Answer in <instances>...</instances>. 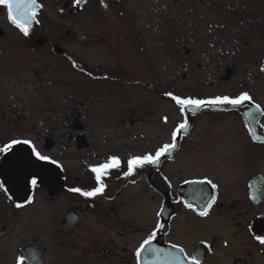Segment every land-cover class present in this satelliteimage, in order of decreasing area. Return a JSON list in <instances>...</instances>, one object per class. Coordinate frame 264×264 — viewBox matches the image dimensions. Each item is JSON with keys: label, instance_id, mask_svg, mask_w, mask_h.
Masks as SVG:
<instances>
[{"label": "flooded vegetation", "instance_id": "af4514ba", "mask_svg": "<svg viewBox=\"0 0 264 264\" xmlns=\"http://www.w3.org/2000/svg\"><path fill=\"white\" fill-rule=\"evenodd\" d=\"M167 1H172L174 7H179L182 2ZM196 1L204 7L208 22L210 0ZM36 4L33 19L28 24V36L10 22L7 9L0 6V148L13 140H28L33 146L34 103L48 102L50 98H58L60 109L56 122L51 125L48 124L50 122L45 123L42 140L47 153L55 148L58 140L64 143V148L73 146L78 152L87 150L91 146L88 136L91 134L92 138L96 132L107 141L112 140L114 126L123 128L128 135L133 130L136 134L132 138L137 137L141 141L145 136L143 115L146 100L131 99L129 92L147 90L156 95L164 90L181 98L175 89L178 74L182 73L186 63H181V58H178L181 56L195 57L199 72L200 68L208 67L202 58L212 56L218 62L216 74L206 78V94L183 99L236 98L243 93H248L252 99L237 107H191L181 112L175 101L165 94L175 113L181 115L180 121L172 123L168 131L170 141L167 144L176 146L173 154L167 152L157 164L145 165L132 175H125L129 159L154 156L164 145L160 143L157 147L150 145L148 148L140 145L127 150L110 145L106 147L104 157L94 153L97 162L91 168L113 156L121 161L119 169L110 170L103 178L106 187L95 197H84L70 191L81 189L87 192L98 186L91 168L90 187H82V179L78 177L74 184H67V177L57 159L44 154L54 161L49 163L57 166L63 183L57 194L48 195V180L41 182L36 178V185L30 183L35 177L27 170L30 166L28 160L32 163L36 158L31 146L14 145L11 150L0 152V264H264V244L257 239V236L264 237V171L256 167L258 160L264 161V71H261L264 68V18L258 15L259 11L264 15V0H218L214 6L219 11L234 15L241 12L239 18L234 17L239 21V30L230 32L229 39L217 40L219 45L211 51L206 49L201 53L196 52L189 39L180 41L182 49L178 48L179 44L172 43L174 60L169 83L155 73L148 77L142 71V63L148 60L143 43L135 51L128 50L129 39H141L138 34L129 37L130 0H79L78 4L76 0H36ZM48 4L60 20L74 15L81 21L80 15L87 13L90 24L100 28V32L90 36L81 32L76 39L90 38L92 44L104 53L101 60L91 65L83 63L78 56L73 58L67 54L63 42L66 32L58 36L50 33L51 27L56 29L60 24L50 18ZM183 17H189L188 11L184 10ZM64 26L61 28L69 34ZM134 41L137 45L141 43ZM49 56L57 63L51 64ZM60 63L70 65L78 82L77 89L68 92L66 100L65 94L60 99V94L49 91V87L57 88L63 82L60 75L64 69ZM183 74V79H187L188 76ZM228 84L232 89L221 88ZM215 85L219 89L211 95L210 89ZM167 86L169 89L165 90ZM88 100L90 110L87 113L83 110ZM168 117L160 116V123L168 124ZM229 117L238 126L237 135L246 139L243 149L220 152V156H225L222 158L223 168L234 165L235 179L222 181L214 175H201L173 182L164 168L177 160L185 140H188L190 149L198 145L190 140L197 125L206 122L220 125ZM185 122L187 130L181 131L174 140L173 132ZM82 139L86 146L79 148ZM18 166L22 169L20 174L16 172ZM86 174L87 170L81 171L80 177ZM224 185L231 187L230 192ZM35 186L44 190L46 199L64 198L72 205L60 214V236L57 239L50 235L49 230L45 235L46 243H13L9 238L12 225L18 211L33 204ZM131 186L150 190L151 198L158 200L148 226L141 224L136 227L132 238L125 212L118 211L122 209L124 192ZM208 204H211L210 208H206ZM83 211L92 216L87 227L84 226ZM201 211L208 214L201 216ZM181 218L186 227L182 234L176 235L184 236L185 240L174 236L173 224ZM221 218H227V224H220L222 228L215 224ZM149 238L151 244L144 245ZM141 245L146 250L138 258L136 252Z\"/></svg>", "mask_w": 264, "mask_h": 264}, {"label": "rangeland", "instance_id": "374dc122", "mask_svg": "<svg viewBox=\"0 0 264 264\" xmlns=\"http://www.w3.org/2000/svg\"><path fill=\"white\" fill-rule=\"evenodd\" d=\"M49 1V0H48ZM218 0H210L208 22L206 21V12L204 7L200 5L199 1L182 0L179 7L172 6V1L167 0H130V25L127 28L130 30L129 37L133 35H140L141 39H129L128 50L135 51L142 43L144 45L145 57L148 60L144 61L141 65L142 71L146 73L148 77H151L153 73L162 78V80L169 83V78L172 72V62L174 57L172 56V43L179 44L182 39H189L190 45L196 50L197 53H201L208 49L211 51L213 47L218 46L219 39H229L230 32L239 30L237 26L239 21L234 17H240L241 12H236L237 15L229 14L228 11H219L217 6ZM49 9L50 18L55 23L60 24L59 28L51 27L50 33L53 36L61 35L65 33L64 45L67 54L70 57H77L82 59L83 63L93 64L101 60L104 55L99 47L92 44V40L88 39H76L79 33H85L90 36L100 32V28H97L90 24V19L87 17V13L80 15L81 21H78L79 16L64 17V19H58L52 12L50 4ZM47 9V10H48ZM184 10L188 11L189 17L184 18ZM196 15V17H195ZM260 18H264L263 12L259 11ZM142 23V25H141ZM62 25H65V29H62ZM116 28L113 26L112 28ZM111 28V29H112ZM135 31V34L133 33ZM114 34V33H112ZM134 40L141 41L140 44H136ZM108 52H105L107 55ZM137 56V54H136ZM49 62L51 64L57 63L49 56ZM215 57V56H214ZM217 57V55H216ZM181 58V63L186 61L184 67L181 69L182 73H185L188 77L183 79V75L178 74L179 80H177L176 93L181 94V98L185 97H201L205 93L206 78L214 76L218 70L216 60H213L212 56L209 58H202V60L208 63V67L198 71V60L195 57H178ZM150 61V63H149ZM180 63V64H181ZM177 65L178 66L180 65ZM64 69L60 78L63 82L56 87H49L51 94H60V99L63 94L66 97L70 91L77 89L76 84L77 77H75L74 70L68 63L59 64ZM172 67V68H171ZM247 70H243L245 72ZM51 72V71H50ZM251 72V71H250ZM254 73V72H252ZM203 79V80H202ZM223 89H232L231 84L221 86ZM169 89V86L165 88ZM219 88L217 85L212 86L210 89L211 95L215 94ZM163 93V94H162ZM171 93L170 91L157 92L156 95L151 91H145L142 93H134L130 91L131 99H145V115L146 120L145 136L139 141L137 137L132 138L136 133L133 130L129 131V134L123 128H116L114 126L113 139L106 140L101 137V134L96 132L89 134V141L91 146L87 150L76 151L73 146L64 148V143L61 140L57 141V144L50 153H47L43 148L42 136L45 134V123L51 125L56 122L59 117L60 107L57 105L58 98H50L48 102L41 104L34 103L33 107V146L36 151L41 155L48 154L51 157H55L63 168L64 175L67 177V184H74L76 177L82 179L80 184L82 187H90V168L91 165L96 163L94 153H100L104 157V151L107 146H114L120 150H127L129 148H135L138 146L148 148L157 147L167 144L169 140L168 131L170 130L172 123L180 121L181 115L175 113L171 102L165 98V94ZM162 94V96H161ZM161 98V99H160ZM84 112H89V100L85 102ZM68 107V105H66ZM178 112V111H177ZM140 115V114H139ZM169 116V123H160V116ZM48 121L46 122V120ZM159 119V125H158ZM90 122V118H88ZM199 118V122H201ZM198 122V123H199ZM209 122L199 123L197 125L196 132L190 137V140H194L198 143L196 147L189 148L190 144L188 140H185L181 152L177 156V160L168 164L164 168V172L167 173L173 182H178L188 177L201 176V175H214L216 178L222 181H232L235 179L233 173L235 169L222 167L224 162L220 156V152H230L234 148L243 149L246 144V139L237 135L238 126L232 117L226 119L224 123L220 125L208 124ZM134 133V134H133ZM189 139V138H188ZM223 154V153H222ZM222 164V165H221ZM257 168L264 171V161L258 160L256 162ZM87 170L88 174L84 177H80V172ZM225 190L230 192V186L224 185ZM33 204L23 210H19L16 221L12 225L13 230L10 232L9 238L13 243H46V232L53 235V238H58L60 233L58 232V221L60 214L63 210H66L72 204L64 198H52L46 199L44 190L35 186ZM152 192L148 189L139 188V186H131L123 194L122 209L118 211H124L125 217L129 220V233L131 238L135 234L136 227L148 226L150 220L153 218V213L156 210L158 200L152 199ZM116 210V209H115ZM92 216L89 213L83 211L82 218L84 220V226L87 227L90 224V218ZM139 217V218H138ZM124 218V217H123ZM182 220V222H180ZM217 227H221L220 224H227V218H221L215 223ZM74 227V226H73ZM186 227L184 219L176 220L173 224L174 236L179 239L183 237L176 234H182L183 228ZM222 228V227H221ZM225 228V227H224ZM223 228V229H224ZM185 240V239H184Z\"/></svg>", "mask_w": 264, "mask_h": 264}, {"label": "snow or ice", "instance_id": "6c2138e0", "mask_svg": "<svg viewBox=\"0 0 264 264\" xmlns=\"http://www.w3.org/2000/svg\"><path fill=\"white\" fill-rule=\"evenodd\" d=\"M77 4L79 0H76ZM0 6H3L7 9L8 19L10 22L18 28L24 36L29 35V21L33 19L34 10L37 6L36 0H0ZM264 71V68L261 69ZM173 101L180 107L181 112H184L187 108H207L220 105H231L237 107L244 102H250L251 97L248 93H243L242 95L236 98H230L228 96H217L209 100H200V99H183L178 96L168 94ZM187 123H182L177 126L176 130L173 132V139L175 140L178 137V134L181 131L187 130ZM27 144L32 147V154L35 155L37 160L54 162L51 158L41 155L36 151L35 147L31 145V142L28 140H13L11 143L7 144L4 148H0V152H6L13 148L14 145ZM175 148V144H166L162 148L156 151L155 155H143L138 157H133L127 161V172L125 175H132L137 168H143L145 165H155L159 162V159L162 155H165L167 152ZM121 167V161L118 157H111L107 162L102 163L98 166L92 167L91 171L95 174V179L97 182V187L92 191H83L81 189H70V191L77 192L84 197H95L98 194H102L106 185L103 182V178L108 175L110 170L119 169ZM30 183L36 185L38 180L33 178ZM208 183H211L208 181ZM2 187V185H0ZM215 187V185H213ZM214 203V199H213ZM21 207V205H17ZM211 204L206 205V208H210ZM207 211H201L199 215L206 216ZM154 235V234H153ZM257 239L261 244H264V237L257 236ZM151 238L144 242V245H150ZM144 245H141L140 250L136 252V256L139 258L142 251H145Z\"/></svg>", "mask_w": 264, "mask_h": 264}, {"label": "water", "instance_id": "95a60500", "mask_svg": "<svg viewBox=\"0 0 264 264\" xmlns=\"http://www.w3.org/2000/svg\"><path fill=\"white\" fill-rule=\"evenodd\" d=\"M85 146L86 145L84 144V140H80L79 148H84ZM173 150H175V148L169 151V154L170 152L172 153ZM28 161V165L30 166L27 170H29L35 177L39 178L41 182L48 180V184L46 186L48 195H55L62 189L63 183L60 179V173L56 167L47 162L39 161L37 159H34L32 163L30 162V160ZM21 170L22 169H20L19 166L16 168V172L18 174H20ZM167 208L168 206L166 205V209Z\"/></svg>", "mask_w": 264, "mask_h": 264}]
</instances>
